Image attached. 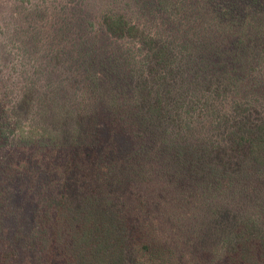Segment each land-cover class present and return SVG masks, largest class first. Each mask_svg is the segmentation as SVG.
Here are the masks:
<instances>
[{
  "label": "rangeland",
  "instance_id": "obj_1",
  "mask_svg": "<svg viewBox=\"0 0 264 264\" xmlns=\"http://www.w3.org/2000/svg\"><path fill=\"white\" fill-rule=\"evenodd\" d=\"M187 1L182 8L176 4L164 9L156 5V0H0V109L9 110L11 124L42 134L48 131L51 147L67 164L56 163L57 174L69 179L75 171L79 175L86 171L88 176L82 160L94 149L93 142L101 138L106 145L111 140L107 132L98 138L93 136L100 119L109 130L137 134L127 125L130 123L115 115L116 100L121 97L137 110L144 101L156 99L158 91L172 101L175 111L185 105L182 99L187 95L195 100L194 105L181 109L189 112L186 118L173 115L160 134L152 131V137L160 141L177 132L174 128L179 118L184 120L179 126L189 138L213 135L224 146L228 144L224 141L230 139L225 133V113L240 110L245 123L264 122V36H259L264 34V24L260 29L254 22L259 37L249 35L242 39L246 42L242 46V34L228 31L219 19L225 6L237 12L240 0ZM242 1L264 18L260 6L264 0L258 4ZM112 13L125 15L144 33L175 48L182 64L173 65V70H162L155 62L149 64L153 55L147 46L136 39L113 36L107 30L104 18ZM237 19L242 17L238 15ZM185 35L195 39L197 45L186 42ZM237 48L243 50L240 58L234 55ZM199 57L205 72L196 67L190 70ZM236 73V77L231 76ZM117 87L122 88V94H118ZM96 100L97 105L93 103ZM37 156L38 152L22 146L7 174L8 180L14 182L6 184L3 214L9 221L4 226L5 239L16 249L20 264H35L34 214L29 207L37 202L32 191L37 183L35 171L28 164ZM73 156L79 157L77 164H73ZM17 176H29L27 189L20 180L15 181ZM76 183L75 188L80 189L79 179ZM164 189L153 188L151 198L157 200L160 192L171 188ZM11 190L19 194L12 196ZM243 198L227 196L224 206L205 210L209 215H204L205 220L198 222L194 231L198 250H203L209 241L225 238L236 226L233 220L250 212L258 202Z\"/></svg>",
  "mask_w": 264,
  "mask_h": 264
},
{
  "label": "trees",
  "instance_id": "obj_2",
  "mask_svg": "<svg viewBox=\"0 0 264 264\" xmlns=\"http://www.w3.org/2000/svg\"><path fill=\"white\" fill-rule=\"evenodd\" d=\"M240 2L237 12L225 6L219 19L228 31L242 34L239 44L244 46L242 39L257 36L254 22L260 28L264 18ZM258 3L259 0H253V4ZM176 4L182 8L188 1L156 0V5L164 9ZM263 4L260 6L264 10ZM238 15L242 19H237ZM104 24L111 35L136 39L147 46L153 55L149 64H160L162 70H173V65L182 64L175 48L144 33L125 15L112 13L104 18ZM185 37L186 42L197 45L191 36ZM234 55L242 57L243 50L237 48ZM200 63V57L196 58L190 70L196 67L205 72ZM186 73L191 75L189 70ZM231 76L236 77L237 73ZM117 88L118 94H122V88ZM158 93L152 102L144 101L139 110L126 103L124 97L116 100L115 115L130 123L127 125L136 129L137 134L109 130L100 119L93 136L110 133V142L103 145L101 138L93 142L89 157L81 158L88 176L86 171L81 175L75 171L69 179L57 174L55 164H67L51 147L48 131L42 134L21 124H11L9 110L0 109V264H20L16 249L5 239L4 226L9 218L3 214V207L6 184L14 182L8 180V170L22 146L39 153L28 164L35 171L37 183L32 190L37 202L29 207L34 214L35 264H264V122L245 123L240 110L225 113V133L230 139L224 141L228 143L224 146L213 135L189 138L180 128L184 120L179 118L174 128L177 132L166 140H155L152 131L160 134L161 127L167 128L173 115L186 118L184 115L189 112L181 109L195 104L190 96L181 97L185 105L175 111L172 101L161 91ZM96 102L93 103L97 105ZM71 159L77 164L79 157ZM16 178L13 180H20L27 189L29 176ZM76 179L82 184L80 189L74 186ZM156 186L171 189L160 192L153 200L152 189ZM11 191L12 196L19 194ZM227 196L258 202L250 212L233 220L236 226L226 229L229 231L225 238L209 241L203 250H198L194 244L196 224L209 215L206 209L224 206Z\"/></svg>",
  "mask_w": 264,
  "mask_h": 264
}]
</instances>
